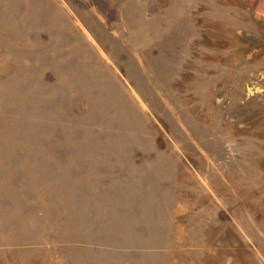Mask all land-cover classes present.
<instances>
[{
    "label": "rangeland",
    "instance_id": "obj_1",
    "mask_svg": "<svg viewBox=\"0 0 264 264\" xmlns=\"http://www.w3.org/2000/svg\"><path fill=\"white\" fill-rule=\"evenodd\" d=\"M0 264H264V0H0Z\"/></svg>",
    "mask_w": 264,
    "mask_h": 264
}]
</instances>
